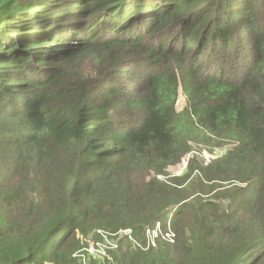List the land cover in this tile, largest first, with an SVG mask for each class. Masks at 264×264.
<instances>
[{
  "label": "trees",
  "instance_id": "1",
  "mask_svg": "<svg viewBox=\"0 0 264 264\" xmlns=\"http://www.w3.org/2000/svg\"><path fill=\"white\" fill-rule=\"evenodd\" d=\"M79 253L264 264V0H0V264Z\"/></svg>",
  "mask_w": 264,
  "mask_h": 264
},
{
  "label": "built area",
  "instance_id": "2",
  "mask_svg": "<svg viewBox=\"0 0 264 264\" xmlns=\"http://www.w3.org/2000/svg\"><path fill=\"white\" fill-rule=\"evenodd\" d=\"M208 161V160H207ZM209 162V161H208ZM126 234H129L128 231L125 232ZM99 234L102 236V243H101V247H110L112 249L116 248L117 245L116 244H111L108 243V245L106 244V240L108 239L109 236L99 232ZM145 243H144V249H149V248H156L159 242H166V243H174V232L171 228V223L169 221H167L164 226L157 222L154 227L149 228L146 230L145 232ZM97 244H90L88 246V251L89 253H95L97 252V250H93L92 247L96 246ZM92 246V247H91ZM142 248V247H141ZM95 256V255H94ZM106 256V251L103 250V252L101 253V256H95L96 258H100V257H104Z\"/></svg>",
  "mask_w": 264,
  "mask_h": 264
},
{
  "label": "rangeland",
  "instance_id": "3",
  "mask_svg": "<svg viewBox=\"0 0 264 264\" xmlns=\"http://www.w3.org/2000/svg\"><path fill=\"white\" fill-rule=\"evenodd\" d=\"M185 105V100L183 99V98H181V100L178 102V104H177V107H178V109L179 110H181L182 109V107ZM218 149V148H217ZM222 150H216L215 152H212V153H210L209 151H207V150H204L201 154H199V155H197V154H195L194 153V151L193 152H191V156H197V160L201 163V164H207V163H210L211 162V160H213V159H215L216 157H218L219 155H221L222 154ZM209 162H208V161ZM186 167H187V159H184L182 162H181V164H179L178 166H175V167H172V168H170V173L171 174H174L175 176H179V175H181L185 170H186ZM101 236V235H100ZM102 237V236H101ZM114 238H116V236L115 237H113V238H108L107 240H106V244L108 245V243H111V244H116L117 245V241L114 239ZM174 241H175V234H174ZM159 243H165V244H170V243H166V242H159ZM97 244V243H96ZM171 244H173V243H171ZM92 247V246H91ZM96 247V248H95ZM92 249L93 250H97V252H95V253H89V252H87L88 253V255H91V256H101V253L103 252V250L105 249V247H101V244H97L96 246H93L92 247ZM86 251H88V250H86ZM81 253H79V254H75L74 255V257H76L77 259H78V261H80V263H86V262H83L84 261V259H82L81 257H83L82 255H80ZM106 256H107V254H106ZM106 256H104V257H100V258H97V259H103V258H105Z\"/></svg>",
  "mask_w": 264,
  "mask_h": 264
},
{
  "label": "clouds",
  "instance_id": "4",
  "mask_svg": "<svg viewBox=\"0 0 264 264\" xmlns=\"http://www.w3.org/2000/svg\"><path fill=\"white\" fill-rule=\"evenodd\" d=\"M159 178V177H158Z\"/></svg>",
  "mask_w": 264,
  "mask_h": 264
}]
</instances>
